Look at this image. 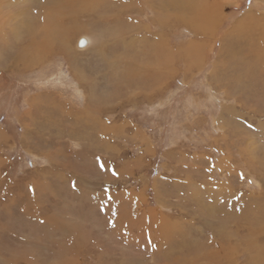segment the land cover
<instances>
[{"label":"rangeland","instance_id":"374dc122","mask_svg":"<svg viewBox=\"0 0 264 264\" xmlns=\"http://www.w3.org/2000/svg\"><path fill=\"white\" fill-rule=\"evenodd\" d=\"M171 1L0 0V264H264V0Z\"/></svg>","mask_w":264,"mask_h":264},{"label":"bare ground","instance_id":"6f19581e","mask_svg":"<svg viewBox=\"0 0 264 264\" xmlns=\"http://www.w3.org/2000/svg\"><path fill=\"white\" fill-rule=\"evenodd\" d=\"M152 2H153V5H154V7L155 8H157V11H154V10H152L153 12H154V14L158 17V20H160V28L162 29V30H160V32H158V33H155V34H153L152 32L150 33V37H152V38H150L149 40H148V42H147V45H149V47H150V55L149 56H145V54L143 55V57H144V59L145 58H149V61H153V62H155V66H157V68H155V69H153L152 71H151V75H152V79L153 78H155L156 79V77H159V76H162V75H165V72L164 71H161V68L162 69H165L166 68V66L169 64L168 63V60L171 58V54H169V53H172V50H171V48L169 47V46H165V43H163V47L162 46H160V47H158V45H161V40L159 41V42H157L154 38H161V36L162 35H164L165 34V20H166V18H167V15H168V13H166V12H164L165 10H167L168 8L170 9V7H171V5H173V4H176L175 2H172L171 0H152ZM193 2V1H192ZM213 2V1H212ZM194 3V2H193ZM178 4V3H177ZM111 3H109L108 4V6L110 7V11H111ZM182 6V5H181ZM221 7V6H220ZM154 8V9H155ZM172 8V7H171ZM192 8V7H191ZM193 8H194V6H193ZM198 8V7H197ZM196 10V9H195ZM213 10V9H212ZM205 12H206V10H205ZM163 13V14H162ZM216 13H221V11L218 9V10H215V11H213V12H211V10L209 9V8H207V14H205V15H203V16H200L201 18H204V19H201L199 16H197L196 18H195V20H197L196 22H197V24L200 26V27H202V28H204V30L207 28V26L209 25V23H210V20H212V21H214L215 20V16H216ZM159 16H161V17H159ZM261 18V17H260ZM168 19V18H167ZM199 19H201V20H203V22H201V21H199ZM209 19V20H208ZM258 20V19H257ZM153 21V20H152ZM208 21V22H207ZM247 21H252V20H249V19H244V21H242V23H245V24H247ZM212 23H214V22H212ZM215 24V23H214ZM164 25V29H163V26ZM151 29V28H150ZM200 29V28H199ZM260 33V34H258L257 35V37H255V34L256 33H258V32ZM197 32H199V31H197ZM254 32H255V34H254ZM151 34H153V35H151ZM259 35H260V38H261V40H262V37H264V29L263 28H258V25L255 27V28H251V29H249L248 31H247V33H244V35L242 34V37H244V38H246V39H248V41L251 43V44H253L254 43V39L255 40H257L258 41V43H260V39L258 38L259 37ZM154 37V38H153ZM81 38H85L86 39V41H87V44L90 42V39L88 38V37H81ZM80 38V39H81ZM79 39V40H80ZM79 40H78V42H79ZM158 44H156V43ZM156 44V45H155ZM202 44V43H201ZM79 46V45H78ZM158 48H157V47ZM259 46V48L261 47L260 45H258ZM84 47H86V46H84ZM167 47H169V49H167ZM200 47V46H199ZM82 48V47H81ZM155 48V49H154ZM258 48V49H259ZM151 49H154V50H151ZM264 51V50H263ZM263 51H261V53L263 52ZM168 54H169V56H168ZM193 54V53H192ZM198 55V54H197ZM143 78H145V77H143ZM146 79V78H145ZM148 80V79H147ZM134 81V80H133ZM132 81V82H133ZM142 82V78L140 79V81L138 82V83H141ZM145 83V82H144ZM65 229H66V227H65ZM65 229L63 228L61 231L64 233V231H65ZM68 231V230H67ZM74 234H72V236H73ZM60 251H62V253L63 252H65V248H62Z\"/></svg>","mask_w":264,"mask_h":264},{"label":"water","instance_id":"95a60500","mask_svg":"<svg viewBox=\"0 0 264 264\" xmlns=\"http://www.w3.org/2000/svg\"><path fill=\"white\" fill-rule=\"evenodd\" d=\"M86 43H87L86 39L85 38H81L79 40V42H78V45H79V47H84V46H86Z\"/></svg>","mask_w":264,"mask_h":264},{"label":"snow or ice","instance_id":"6c2138e0","mask_svg":"<svg viewBox=\"0 0 264 264\" xmlns=\"http://www.w3.org/2000/svg\"><path fill=\"white\" fill-rule=\"evenodd\" d=\"M83 43V42H82Z\"/></svg>","mask_w":264,"mask_h":264}]
</instances>
